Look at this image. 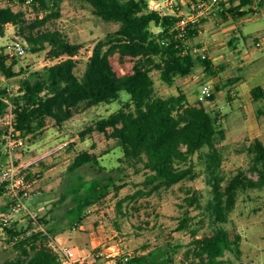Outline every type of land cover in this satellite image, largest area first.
I'll return each mask as SVG.
<instances>
[{
  "label": "trees",
  "instance_id": "16d2710c",
  "mask_svg": "<svg viewBox=\"0 0 264 264\" xmlns=\"http://www.w3.org/2000/svg\"><path fill=\"white\" fill-rule=\"evenodd\" d=\"M32 1L49 12L38 20L41 26L48 17L60 16L62 0ZM68 1L88 4L93 14L116 23L117 28L97 40L81 74L76 72L79 62L74 58L81 46L72 42L63 30L47 27L21 31L27 52L44 50L47 59H59L22 79L17 95L0 88V116L7 105L2 97L8 96L15 113L16 129L23 137L35 135L46 126L47 119L60 125L70 119L78 107L86 109L112 102L118 99L121 90L126 91L129 98L118 109L88 124L80 131V136L99 131L113 139L122 149L125 160L147 171L143 183L149 191L169 188L187 177H196V158L209 186V197L202 203L201 192L193 190L184 198L185 211L178 229L188 230L192 236L189 250L192 258L186 264H251L238 255L239 236L226 224L240 192L264 188V143L253 139L247 148L248 167L238 168L227 179L221 172L222 152L217 145V140L224 137L220 114L210 112L203 101L189 103L183 91L167 96L157 94L151 75L156 69L162 81L172 85L177 76L191 74L197 62L203 63L205 71L210 73L209 59L195 57L188 48L198 34L196 28L189 27L179 35L175 28L180 17L176 3L164 12L150 7L149 0ZM250 3L251 0H240L231 8L236 11L233 15L253 12V7L238 10ZM19 15L9 5L0 6V35L4 34L6 23L18 22ZM15 59L8 60L5 51L0 53V71L4 76L20 73L14 70ZM128 60L132 61V66L120 72L115 61L124 67ZM215 88L218 86L214 85ZM250 94L254 102H261L256 109L257 117H264V86H252ZM209 99H213V94ZM93 159L86 150L77 152L68 169L74 171ZM182 163L188 166L180 167ZM111 186L119 188L111 177L102 176L73 184L68 191L72 194V206L67 212L69 222L77 225L84 209L104 197ZM4 192L0 183V196ZM192 208L200 209L194 227L191 226L195 216L190 215ZM71 214L74 217L70 218ZM26 230L17 232L14 227H6L10 237L18 234L20 238L13 244L15 255L2 264H60L49 243L55 229L47 226L29 235H25ZM227 252L235 255V262L224 258ZM172 261L169 251L160 247L127 259L117 258L113 264H171Z\"/></svg>",
  "mask_w": 264,
  "mask_h": 264
},
{
  "label": "rangeland",
  "instance_id": "374dc122",
  "mask_svg": "<svg viewBox=\"0 0 264 264\" xmlns=\"http://www.w3.org/2000/svg\"><path fill=\"white\" fill-rule=\"evenodd\" d=\"M259 1L252 0V7L260 10ZM162 2L163 0H158L159 4ZM5 5L11 6L20 15L17 23L8 22L4 25V34L0 35V53L11 40H19L25 44L21 31L56 27L63 30L72 42L81 46L74 56L79 62L76 68L78 74H81L97 40L117 28L116 23L93 14L90 6L85 3L62 0L60 16L48 17L42 26L38 20L49 12L36 2L0 0V6ZM176 6L183 13L192 11L191 4L186 1L180 0L176 2ZM214 12L213 10L212 13ZM212 13L208 16L212 17ZM256 16L248 12L242 17L254 24L259 21ZM207 18L200 25L201 31L191 42L193 45L203 46L200 39L203 33L210 41L219 38L218 44L213 47L205 46L206 50L209 48L207 53L210 73L205 71L203 63L197 62V67L191 74L177 76L172 85L163 82L156 69L151 71V75L157 94L167 96L183 91L189 103L197 102L199 83L213 81L218 86L214 89L213 99H207L203 103L210 112L220 114L224 137L217 140V145L222 152L221 172L228 179L238 168L248 167L249 143L255 138L264 143V117H257L256 114L261 102H254L250 94L252 86H264V49L256 45L257 41L264 39V29L260 36L252 32L243 40L240 33L253 31L254 27L239 24V32L232 30L226 35L227 28L235 29L236 25L222 23L220 26L215 25L217 28L206 26L204 32L203 24ZM225 20L223 18L224 22ZM259 24L263 25L264 21L261 20ZM152 28L157 29L156 26ZM225 30L227 31L223 34ZM58 59H47L44 50L26 52L15 59L14 70L19 74L6 77L0 71V88H7L11 95H17L22 79ZM115 65L123 72L132 66V61H126L124 67L117 61ZM193 73L195 76H192ZM233 78L236 80L229 83V79ZM231 88H235V95L230 93ZM128 98L129 94L121 90L115 101L102 102L86 109L78 107L73 116L60 125L47 119L41 132L23 137L24 145L13 153V158L35 180L33 196L26 204L39 212V222L44 229L47 226L55 229L52 236L62 246L73 247L80 257L87 256L97 264L110 259L115 251H118L117 258L122 259L124 256L131 257L160 247L166 248L171 254V264H186L192 258L189 251L192 236L188 230L178 229L185 211L184 198L193 190L201 192L202 203L209 197V186L196 158V177H187L169 188L149 191L143 183L147 171L125 160L122 149L113 139L99 131L80 136V131L88 124L118 109ZM63 143L66 144L61 147ZM83 150L88 151L95 159L70 171L68 166L73 156ZM5 160L0 156V162ZM187 166V163L180 165ZM95 176L111 177L113 184L119 188L111 186L104 197L84 209L81 220L73 225L67 215L72 206L69 188L79 180H91ZM5 206L6 196L1 195L0 214ZM199 214L200 209H190V215H195L191 221L192 227ZM72 217L74 214L70 215ZM30 226L32 220L24 213H19L16 220L8 225L0 223V264L15 255L14 242L6 227H14L17 232H23ZM226 227L239 236L238 255L242 260L251 264H264V188L239 193ZM224 258L236 261L235 255L230 252L225 253Z\"/></svg>",
  "mask_w": 264,
  "mask_h": 264
},
{
  "label": "built area",
  "instance_id": "2783aa9c",
  "mask_svg": "<svg viewBox=\"0 0 264 264\" xmlns=\"http://www.w3.org/2000/svg\"><path fill=\"white\" fill-rule=\"evenodd\" d=\"M188 1L192 6V11L183 13L180 11V17L176 22L175 28L182 35L187 28L195 27L197 33L201 31L200 25L205 17L210 15L212 11L221 3H227L231 0H184ZM257 0H254L256 2ZM175 0H163L161 4L158 0H149V6L162 10L163 7L174 5ZM253 15H259L257 9H253ZM256 45L264 49V41L259 40ZM5 54L8 60L23 56L27 50L26 45L19 40H11L5 44ZM190 52L195 57L202 59L208 58L207 50L204 46L189 45ZM195 76V73L192 74ZM214 92V82L203 81L199 83L197 89V101H205ZM230 93L235 95V88L230 89ZM6 102L4 113L0 116V126L2 128V135L0 137V156L6 160L0 162V183L5 188L4 195L7 199V206L0 214V223L8 225L15 221L19 213L27 214L32 220V226L27 228L25 235H29L32 231L44 230L42 223L39 222V212L30 208L26 201L33 195L35 180L28 176V171L22 166L15 163L13 153L24 145V138L20 131L15 127V113L13 105L8 96L2 97ZM66 143L61 144V147ZM20 236L15 234L11 236L13 242H16ZM50 245L56 251L60 264H97L87 258V256L80 257L73 247L62 246L55 238L50 237ZM118 251H115L111 258L106 260L103 264H113L117 259ZM127 259V256H124ZM101 264V263H98Z\"/></svg>",
  "mask_w": 264,
  "mask_h": 264
},
{
  "label": "crops",
  "instance_id": "0c3cea01",
  "mask_svg": "<svg viewBox=\"0 0 264 264\" xmlns=\"http://www.w3.org/2000/svg\"><path fill=\"white\" fill-rule=\"evenodd\" d=\"M181 1H184V0H181ZM239 1L240 0H231V1H229V2H227V3H221V4H219L215 9H214V13H212V17H209V18H207V17H205V18H207L206 19V22L203 24L204 25V32H205V29H206V26H208V28H214V27H216L215 25H217V26H220V24H222V23H235V25H236V28L235 29H231V30H229L230 29V27H228L227 28V30H225V31H223V34L226 32V35H228V34H230L231 32H232V30L234 31V32H239V24H241V25H250V26H252V27H254V30L253 31H250V32H248V33H245V34H242V33H240L241 35L240 36H242L243 37V40H244V38H246V36L247 35H249V34H251L252 32H256L257 33V35H261V33H263V29H264V24L263 25H261V24H259V22L261 21V20H263L264 21V0H260L259 2H260V10H258L259 11V15L258 16H256L258 19H259V21H258V23H254V24H252V23H249L247 20H245L246 18H243L242 16H244V14H242V15H233V11H235V10H233V11H231V8L232 7H234V6H236V5H238L239 4ZM258 2V3H259ZM263 2V3H262ZM262 3V4H261ZM251 4H253L252 3V0H251V3L250 4H246V5H244V6H241L238 10L239 11H244V10H247L249 7H251L252 8V5ZM162 7H165V6H162ZM253 9H256V8H253ZM167 11H169V9L167 8ZM166 11V12H167ZM222 12H224V14L222 15L221 13ZM227 12H228V14H227ZM232 12V13H231ZM235 13V12H234ZM232 16V17H231ZM238 17V19H236ZM204 18V19H205ZM223 18L224 19H226L225 20V22L223 21ZM228 18V19H227ZM234 18V19H233ZM233 21V22H230V21ZM223 21V22H222ZM217 28V27H216ZM200 39H201V41H202V43H203V46L205 47H208V46H210L211 45V47H213L214 46V44L216 45V44H218V39L219 38H217V40H213V41H210L205 35H204V33H203V35H201L200 36ZM263 41H264V39H263ZM215 42H217V43H215ZM231 43V42H230ZM213 44V45H212ZM237 47H238V43H237ZM239 48V47H238ZM207 50L209 51V48H207ZM196 67H197V65H196ZM251 89V88H250ZM6 205H7V200H6ZM6 207V206H5Z\"/></svg>",
  "mask_w": 264,
  "mask_h": 264
},
{
  "label": "water",
  "instance_id": "95a60500",
  "mask_svg": "<svg viewBox=\"0 0 264 264\" xmlns=\"http://www.w3.org/2000/svg\"><path fill=\"white\" fill-rule=\"evenodd\" d=\"M164 12H166L167 11V8H165V7H163V9H162Z\"/></svg>",
  "mask_w": 264,
  "mask_h": 264
}]
</instances>
